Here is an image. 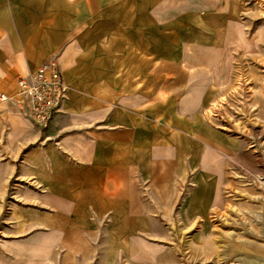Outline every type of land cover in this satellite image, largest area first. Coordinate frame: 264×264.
Segmentation results:
<instances>
[{
    "label": "rangeland",
    "instance_id": "374dc122",
    "mask_svg": "<svg viewBox=\"0 0 264 264\" xmlns=\"http://www.w3.org/2000/svg\"><path fill=\"white\" fill-rule=\"evenodd\" d=\"M122 1L119 16L117 1L108 2L106 17L91 25V49L80 51L98 66L105 62L108 74L129 72L127 58L136 55L139 72L147 68L141 59L148 57L163 62L154 72L165 71L168 79L188 74L192 81L181 83L180 99L196 100L189 108L197 111L202 164L190 159L189 144L180 146L177 151L186 157L183 178L155 201L147 235L139 232L136 240H127L123 233L106 232L86 249L65 243L54 251L46 234L17 223L19 217L38 218L20 206L26 202L16 192V178L9 181L19 147L8 127L11 107L0 97V264H264V0H139L134 26L144 46L118 49L115 36L130 45L133 28L131 4ZM99 19L106 22L104 38ZM99 40L108 42L106 49L96 47ZM167 115L171 135L191 139L190 112H180L178 129L173 128L176 108L169 105ZM173 140L170 171L180 169ZM207 191V205L199 204ZM142 252L150 256L138 257Z\"/></svg>",
    "mask_w": 264,
    "mask_h": 264
},
{
    "label": "crops",
    "instance_id": "0c3cea01",
    "mask_svg": "<svg viewBox=\"0 0 264 264\" xmlns=\"http://www.w3.org/2000/svg\"><path fill=\"white\" fill-rule=\"evenodd\" d=\"M109 1L0 0V97L16 92L18 76L52 59L58 62L68 85L67 98L47 129L29 125L5 102L11 107L6 114L8 127L19 147L9 181L16 178V192L23 194L26 202L20 206L38 218L19 217L17 223L46 234L54 251L65 243L70 247L79 243L78 248L86 249L91 240L106 232L123 233L127 240H136L139 232L147 235L155 218V201L162 200L183 178L186 157L177 150L189 144L190 159L199 165L203 160L201 136L196 134L197 111L189 108L196 100L180 99L181 83L191 80L188 74L181 71L168 79L165 71L154 72L163 62L148 57L141 59L140 64L147 68L139 72L135 68L140 59L137 55L127 58L129 72L108 74L105 62L99 65L104 72H99L96 59L91 62L90 56L80 51L91 49L92 42L87 40L91 25L96 18L106 17ZM115 1L119 16V0ZM136 1L134 8V1L129 0L131 44L118 34L114 40L118 49L144 46L139 44L144 36L139 42L134 26L141 15ZM105 23L99 19L97 25L102 38L106 36ZM107 43L99 40L96 47L106 49ZM169 105L176 108L174 129L181 123L180 112H190L191 139L171 135L168 115L165 118ZM171 140L180 167L173 171L168 169ZM209 197L207 191L198 203L207 205ZM137 256L150 255L142 252Z\"/></svg>",
    "mask_w": 264,
    "mask_h": 264
},
{
    "label": "built area",
    "instance_id": "2783aa9c",
    "mask_svg": "<svg viewBox=\"0 0 264 264\" xmlns=\"http://www.w3.org/2000/svg\"><path fill=\"white\" fill-rule=\"evenodd\" d=\"M68 85L56 59L42 63L34 71L18 76L16 92L2 95L3 102L12 105L26 121L47 129L60 112Z\"/></svg>",
    "mask_w": 264,
    "mask_h": 264
},
{
    "label": "bare ground",
    "instance_id": "6f19581e",
    "mask_svg": "<svg viewBox=\"0 0 264 264\" xmlns=\"http://www.w3.org/2000/svg\"><path fill=\"white\" fill-rule=\"evenodd\" d=\"M226 237H227V236H226ZM214 243H215V242H213V244H214ZM207 244H208V243H207ZM210 246H211V245H210ZM205 247H206V246H205ZM211 248H212V247H211ZM202 249H203V248H202ZM205 250H206V249H204V250H201V251H203V252H204ZM203 252H202V253H203ZM216 252H217V251H216ZM205 253H206V252H205ZM217 254H218V252H217ZM205 255H206V254H205ZM211 256H212V254H211ZM213 256H214V255H213Z\"/></svg>",
    "mask_w": 264,
    "mask_h": 264
}]
</instances>
